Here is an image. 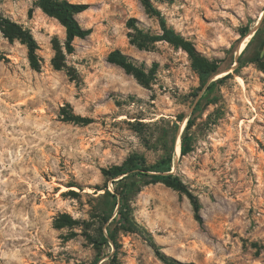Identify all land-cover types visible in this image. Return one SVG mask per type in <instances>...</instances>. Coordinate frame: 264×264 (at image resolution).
I'll return each instance as SVG.
<instances>
[{
	"label": "rangeland",
	"instance_id": "obj_1",
	"mask_svg": "<svg viewBox=\"0 0 264 264\" xmlns=\"http://www.w3.org/2000/svg\"><path fill=\"white\" fill-rule=\"evenodd\" d=\"M68 1L90 5L77 19L92 29L75 40L72 54L65 28L34 0H0L2 18L33 35L43 60L40 72L32 70L27 47L0 28V54L8 59L0 61V264H165L149 239L186 264H264V71L238 62L233 77L212 91L217 100L196 115L194 150L182 156L179 140L206 90L199 92L187 53L167 42L148 50L130 44L131 18L145 32H161L140 0ZM152 2L169 27L209 60L233 63L230 69L264 13V0ZM56 49L61 70L53 66ZM114 50L155 69V79L143 85L108 63ZM68 113L93 123L68 122ZM174 126L170 173L198 197L202 224L186 195L162 183L127 193L119 182L126 176L102 172L133 155L156 164L172 153L165 133ZM106 191L126 193L143 232L118 228L116 244L105 248L95 241L118 214L117 207L105 220Z\"/></svg>",
	"mask_w": 264,
	"mask_h": 264
},
{
	"label": "trees",
	"instance_id": "obj_2",
	"mask_svg": "<svg viewBox=\"0 0 264 264\" xmlns=\"http://www.w3.org/2000/svg\"><path fill=\"white\" fill-rule=\"evenodd\" d=\"M43 13L48 17L56 19L66 30V42L65 49L68 54H72L75 51L74 42L76 39H86L92 34V29H87L81 26L77 16L86 12L89 8V4L72 3L68 0H34ZM148 14L155 17L160 25L161 32L153 34L151 32H145L138 26V21L131 18L127 22V27L131 30L128 33L129 42L131 45L137 47L139 50H148L152 45L158 42H167L176 49H181L187 53L191 61V67L193 71L198 75L201 87L199 92L206 88L204 94L201 96L196 104V107L192 115L186 122L185 130L181 136L180 141V153L182 156H187L193 152V136L190 130L195 124V117L201 113L206 106L214 103L217 98L214 97L212 91L222 84L225 80L233 77V74H227L226 76L218 79L217 81L208 84L209 81L216 75L225 70H229L233 63H230L228 67L221 65V61H211L203 56L195 47V45L178 34L173 28L169 27L166 19L153 4L152 0H140ZM0 28L3 30L9 40H20L28 49V60L32 70L40 72L42 69V58L38 54L39 46L33 35L29 31H25L21 26L16 23H12L2 18L0 13ZM249 32L248 28L242 31V36H247ZM254 47L252 55L248 59H243L250 47ZM243 56L238 60L239 68L243 67L246 62L256 63L260 70L264 71V24L259 28L252 41H250L245 50ZM63 52L61 49H56V56L53 59V66L57 70H61ZM0 61L8 62V59L0 54ZM107 62L115 65L125 71L126 74L133 76L139 83L147 85L151 83L156 76L155 69L147 70L144 65H138L129 56L125 55L120 50L112 51L108 57ZM238 68V69H239ZM236 69L234 72L238 71ZM198 96L197 94L195 95ZM67 121L79 124L90 125L93 123V119L83 117L75 113L67 114ZM183 121V118L181 119ZM179 126L172 127L165 133V138L168 144L171 146V154L163 157L160 161L152 166L146 164L145 159L140 155H133L129 157L122 166H115L110 169H103L104 176L114 180L116 178L126 176L119 182H125L129 193L134 192L141 185L147 186L151 184L162 183L165 186L172 188L180 194L186 195L190 203L193 206L195 219L202 224L203 219L201 216V203L196 195L190 190V188L177 176L171 174L174 158V146L176 138L178 136ZM130 176H129V175ZM129 176V177H128ZM107 208L109 211L108 217L105 219L108 221L114 210L118 207V214L113 223L109 226L108 235H102L99 242L105 248L110 244H116L115 234L118 228H121L126 233H142L143 229L135 221L132 208L126 199V193L119 197L116 193L106 191ZM120 198V199H119ZM72 221L71 217H66ZM152 248L155 250L157 257L165 264H186L178 260L172 259L161 252L157 244L149 239ZM105 259L104 256L100 260Z\"/></svg>",
	"mask_w": 264,
	"mask_h": 264
},
{
	"label": "water",
	"instance_id": "obj_3",
	"mask_svg": "<svg viewBox=\"0 0 264 264\" xmlns=\"http://www.w3.org/2000/svg\"><path fill=\"white\" fill-rule=\"evenodd\" d=\"M263 19H264V13L261 15L260 22L258 23V25H257V27L255 28V30L252 32V34L249 35L250 37L253 36V35H255L256 32L259 30L260 24H261V22H262ZM241 53H242V52H241V47H240V51H239L238 54H237L236 62H235V64H234L233 68H232V69H229V70H227V71L221 72V73H219L218 75H221V74H224V73L227 75V74H230V73L232 72L233 69L235 70L236 66L238 65V60H239V56L241 55Z\"/></svg>",
	"mask_w": 264,
	"mask_h": 264
},
{
	"label": "bare ground",
	"instance_id": "obj_4",
	"mask_svg": "<svg viewBox=\"0 0 264 264\" xmlns=\"http://www.w3.org/2000/svg\"><path fill=\"white\" fill-rule=\"evenodd\" d=\"M243 46H244V44L241 47V52H243L245 50L246 46L244 47V49H243ZM223 75H225V74H221V75H219V77H222ZM179 142H180V140H179ZM178 152H179V147H178Z\"/></svg>",
	"mask_w": 264,
	"mask_h": 264
},
{
	"label": "flooded vegetation",
	"instance_id": "obj_5",
	"mask_svg": "<svg viewBox=\"0 0 264 264\" xmlns=\"http://www.w3.org/2000/svg\"><path fill=\"white\" fill-rule=\"evenodd\" d=\"M260 28V27H259ZM257 33V32H256Z\"/></svg>",
	"mask_w": 264,
	"mask_h": 264
}]
</instances>
